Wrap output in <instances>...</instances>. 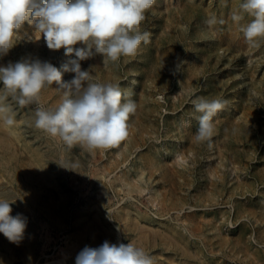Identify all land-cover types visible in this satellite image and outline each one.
Masks as SVG:
<instances>
[{"label":"rangeland","instance_id":"obj_1","mask_svg":"<svg viewBox=\"0 0 264 264\" xmlns=\"http://www.w3.org/2000/svg\"><path fill=\"white\" fill-rule=\"evenodd\" d=\"M242 2L156 0L142 25L151 42L136 56L81 61L137 102L117 147L68 149L34 127L35 105L13 104L15 127L0 123V199L27 227L19 244L0 233V264H75L106 240L132 242L154 264H264V42L248 46L231 20ZM212 15L225 23L209 28ZM14 40L0 66L40 59L62 70L75 58L49 50L26 22ZM57 87L42 89L41 104L60 103ZM196 97L228 101L211 149L193 140Z\"/></svg>","mask_w":264,"mask_h":264},{"label":"clouds","instance_id":"obj_2","mask_svg":"<svg viewBox=\"0 0 264 264\" xmlns=\"http://www.w3.org/2000/svg\"><path fill=\"white\" fill-rule=\"evenodd\" d=\"M156 0H0V56L15 46L14 37L25 24L43 38L49 50L64 49L72 56L58 69L48 61L25 60L0 66V123L12 130L16 121L13 104L20 108L35 105L34 127L52 138L59 137L68 149L80 147L94 152L117 147L129 135L130 117L137 102L119 83L95 82L91 69L82 70L81 61L97 54L103 63H116L122 56H136L141 43L151 42V33L143 30L146 13ZM252 19L241 23L245 17ZM231 20L243 33L248 46L258 48L264 42V0H243L231 13ZM209 28L223 25L224 19L212 15L205 21ZM77 44L83 47H74ZM184 61L176 65L180 70ZM63 72H72L63 81ZM55 82L61 101L56 107L41 104V91ZM197 113L198 128L193 136L197 144L213 147L217 129L213 118L225 109L222 97H196L191 100ZM236 130L233 129V132ZM62 167H65L61 165ZM68 168V167H65ZM70 169V168H69ZM11 202L0 199V233L9 242L19 244L27 227L22 214L11 215ZM75 264H154L142 248L132 242L114 244L104 241L99 247L85 246Z\"/></svg>","mask_w":264,"mask_h":264}]
</instances>
